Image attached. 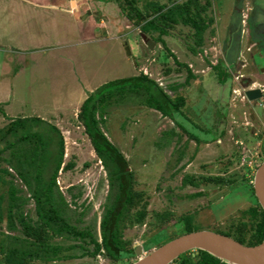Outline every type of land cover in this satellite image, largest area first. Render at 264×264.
I'll use <instances>...</instances> for the list:
<instances>
[{
  "label": "rangeland",
  "instance_id": "rangeland-1",
  "mask_svg": "<svg viewBox=\"0 0 264 264\" xmlns=\"http://www.w3.org/2000/svg\"><path fill=\"white\" fill-rule=\"evenodd\" d=\"M10 1L12 2V0H0V84L5 83L10 86L14 96L13 107L22 115H30L37 105L41 109L48 103L54 104L55 96H58L57 102H65L61 98L63 92H67L71 83L78 82L79 75L83 76L82 79L87 75L85 86H88V92H83L84 95L87 94L86 96L104 83L147 72L148 76L162 84L171 96L182 94L186 97L183 113L177 116L180 126L162 112L139 104L140 98L134 95L126 102L109 107V113L101 124L107 137L126 158L128 169L134 174L135 190L143 192L141 203L133 210L144 208L147 211L143 223L128 220L123 229V239L131 240L135 247H141L145 251L144 255L152 250L145 248L144 242L155 233L163 231L165 235L174 236L180 232L182 228L178 224V218L182 215L191 214L195 230H227L234 221L238 222L242 211L252 204V199L243 185L244 177L251 179L257 167L255 160L260 156L259 160L264 159V111L257 107L256 110L242 107V103L236 105L231 103L233 102L231 89L235 86L233 78L220 84L217 82L216 73L211 71L206 74L199 73L187 83L188 73L180 65L188 62L193 65L191 61L196 62L194 55L190 54L191 48L202 49L206 45L216 49V52L220 50L219 37L215 38L218 24L208 23L210 29L208 27L204 33L205 41L198 46L199 35L194 33V29L179 24L170 28V34L164 35L167 38L165 46L158 42L151 49L144 45L141 46L143 50H139L141 36L131 32L132 30L138 32L139 28L129 21L116 0H113L109 5L106 4V9L108 13L115 11V15H111L110 25L116 31L126 33L123 41L120 39L119 43L114 39H104L102 44H85L78 49L75 48L76 51L68 49L71 54L66 55V61L60 64L51 61V66L36 64L39 66L38 69H34L30 60L26 63L31 62L26 71L17 75L14 71L19 65L18 59L14 58V61H11L15 53L12 54L11 51L7 52L4 49L8 48V44L13 45V40L16 38V35H12L16 32V28L12 29L14 25L8 16L11 15L8 4ZM161 1L167 2V0ZM200 1L203 4L206 2V0ZM252 1L264 0H210V7L205 15L214 18V3L222 16L227 17L229 7L233 6L235 10L239 7L240 12H245L247 7L249 11ZM261 17L264 19V15ZM221 29L220 26L219 30ZM246 32L249 36L248 29ZM112 34L114 35V32ZM156 36L157 33H154V37ZM122 44L123 50H121ZM263 52L260 49H255L253 52L254 64L260 70L264 68ZM43 55L45 56L42 58L46 60L47 54ZM212 61L216 62V59L212 58ZM40 62L43 60L40 59ZM260 70L255 72L257 78L261 80L264 78V71ZM54 82L58 84V90L53 89ZM170 82L172 85L179 84V87L182 85L184 90L182 87V90L177 91L166 87ZM64 102L62 105H56L55 108L61 110L58 113L44 110L39 112L48 119L51 118L64 138V158L58 172L57 185L70 203L72 211L76 214L85 212L80 226L91 225L93 228L95 224L96 229L93 231L100 241L99 221L108 201L107 195L110 193L108 172L97 156L83 125L77 119L81 100L69 106ZM254 104L258 105L257 102ZM5 107L0 106V129L6 122L2 119ZM252 124L256 126L250 128ZM35 126L39 127V123L33 124V127ZM244 128L249 130L244 131ZM251 129L257 130V134L253 135ZM228 130L231 132L229 133ZM189 131L192 132L193 137L188 134ZM221 131L222 135L219 133ZM43 132L44 129H41V133ZM259 134L263 136V140L257 138ZM195 139L202 140L198 142ZM236 140H241L242 143ZM181 148H186L184 156H178V150ZM69 162H73L74 166L65 168L64 166ZM7 166L6 162L0 161L1 168ZM186 174L197 178L206 175L224 176L226 183L212 181L193 186L183 182ZM10 178L22 190L20 196L30 195L26 185L14 171ZM229 179H232L231 183L228 182ZM70 186L74 188V192H80V196L75 201L70 199L68 190ZM201 191H204V194L187 197ZM24 212L28 216L35 217V202L32 198L24 207ZM170 212L173 216L168 221L161 222L158 217H164V214ZM1 232L22 235L20 230L9 231L6 228V221L0 223ZM86 245L90 249L94 246L93 243ZM76 252L81 254V250ZM2 257L3 255L0 254V260ZM138 258L139 255H136L124 262L130 264ZM54 264L121 263H114L100 254L79 255L73 259L56 261Z\"/></svg>",
  "mask_w": 264,
  "mask_h": 264
},
{
  "label": "trees",
  "instance_id": "trees-1",
  "mask_svg": "<svg viewBox=\"0 0 264 264\" xmlns=\"http://www.w3.org/2000/svg\"><path fill=\"white\" fill-rule=\"evenodd\" d=\"M116 2L129 21L138 27L142 34L150 35L157 43L165 44L163 36L170 34V28L181 24L193 28L194 33L199 35L198 46L204 41V33L211 21V18L205 15L210 7V0H206L204 4L200 0H167V2L116 0ZM260 7L257 5L255 10L257 14L260 12L264 15V9ZM249 20L252 29L255 28L253 16H250ZM261 30L259 36L264 38V26ZM154 33H157L156 37ZM199 50L191 48L193 54H197ZM180 65L187 69V83L196 77L188 64L180 63ZM213 70L221 83L231 78L223 60H220ZM169 88L177 91L179 84H170ZM133 95L140 98L139 104L162 112L177 125H179L177 116L183 113L182 108L186 105L184 95L171 96L162 84L145 72L104 83L91 92L81 104L77 119L83 125L97 156L106 168L110 185L108 201L99 221L100 241L93 231L96 229L95 224L93 228L91 225L80 226L85 212L76 214L72 211L70 203L57 185L65 149L64 138L59 129L49 123L45 126L46 122L39 118H19L10 123L6 131L1 130L0 161L6 162L8 166L0 167V223L6 221V228L9 231L20 230L22 235L0 233V254L3 255L0 264H36V262L54 264L56 261L73 259L79 255L100 254L114 263L126 264L124 260L137 255L133 242L123 239V229L128 220L138 223H143L145 220L147 211L144 208L133 210L141 203L143 192L135 190L134 174L128 169L126 158L107 137L101 125L109 113V107L126 102ZM38 123L39 127H33V124ZM41 129H44L43 133ZM188 134L193 137L192 132L189 131ZM195 140L201 142L202 139ZM3 143L5 145L2 147ZM73 166L74 163L69 162L64 167ZM12 171L21 178L30 195H19L22 190L10 178ZM212 181L226 183L225 177L218 175L197 178L186 174L183 180L185 184L193 186ZM252 181L253 176L251 179L244 177V184L242 183L252 199V204L242 211L238 222L234 221L227 230L219 229L217 232L253 246L264 239V210L255 196ZM228 182L231 183L232 179ZM73 189L72 186L68 187L70 199L75 201L80 196V192H74ZM201 194H204V191L187 197ZM30 197L35 202V217L28 216L24 212ZM172 216L170 212L158 218L161 222H165ZM178 220L182 228L179 233L168 236L163 231L157 232L144 242V247L151 250L179 234L195 230L191 214L182 215ZM70 240L74 242H69ZM87 243H93V248H87ZM77 250H81V254H77ZM171 264L227 263L206 251L192 250L179 256Z\"/></svg>",
  "mask_w": 264,
  "mask_h": 264
},
{
  "label": "crops",
  "instance_id": "crops-1",
  "mask_svg": "<svg viewBox=\"0 0 264 264\" xmlns=\"http://www.w3.org/2000/svg\"><path fill=\"white\" fill-rule=\"evenodd\" d=\"M109 2L111 1L12 0V2H8L9 10L11 13V15L8 16L12 21V24L14 25L12 26V29L15 30L16 28V32H13L12 35H16V38H11V40L14 39L13 45L8 44V48L4 49L7 52L11 51L12 54L15 53V56L12 57L13 59L11 58V61H14V58L18 59L19 61V65L16 67V71H14V73L19 75L20 73L26 71V68L29 67V64H31V62H33L34 69H38L41 64L51 66V61L56 62L57 64L63 63L64 60L66 61L67 56L71 54L68 49L70 51L72 49L75 50V48L78 49V47L85 44H102L105 41L104 39H114L119 43L120 39H122L123 41L126 33H120L113 29V27H111L110 25V22L112 20L111 15H115V11L112 10L110 11L111 13H108L109 11H107L106 9V4L109 5ZM257 5L261 6L260 8L264 9V1H254L251 5V8H249V11H247L248 8L246 7L245 12H240L239 7H237L235 10V8L232 6L229 7V10L227 11V17H224L222 16L221 11L217 10V6L214 3V18H211L210 23L219 25L217 27L218 32H215V38L216 36H218L219 41L221 42L220 47L223 52V58H225L224 61L227 60L224 64L229 73H233L236 70V68L238 67L236 66L237 61L239 63L242 61L241 59L243 56V50H245L244 48L246 46V42L249 40L246 35L247 29L249 30V35L253 37V39L249 40L250 43L261 41V43L264 44V38L259 36L260 31H262L261 29L264 26V19L263 17H261L263 15L262 13L259 12V14H257L255 10V7ZM243 8L244 6L242 7V9ZM247 16H249V18L250 16H253L255 28L252 29L250 20H248L249 27L245 25L246 21L244 20L247 18ZM220 26L222 27L221 30H219ZM208 27L210 29V26ZM113 32L114 35L112 34ZM131 32L134 35H141L140 29L138 32H133V30ZM148 36L150 39H152L150 35H147V37ZM163 40L166 44L167 38L165 36H163ZM140 41L141 42L138 47L139 50H143V47L141 46L145 45L144 47H146V44L142 37H140ZM155 44L157 43L155 42ZM162 44L163 46H165L164 43ZM121 46V50H123L124 45L122 44ZM205 46L200 49L197 54L190 53L191 55H194V58H196V62L198 63L197 64L196 62L191 61L194 65V68L196 69L193 71L195 75L199 73L206 74L214 71L213 69L208 67L209 64H207L200 58V52L209 49V46ZM43 54H47L46 60L42 58V56H45ZM40 59L43 60V62H40ZM70 59L76 61L74 58ZM135 59L137 60V58ZM30 60L32 61L29 64H26ZM36 64L39 66H36ZM3 68H6V66H3ZM76 70L77 69H75V71ZM185 70L187 71L186 68ZM214 73L216 72L214 71ZM79 76L80 77L78 82L71 83L70 87L67 88V92H63V96H61V98L65 100V102L63 101L64 104H67L68 106L74 104V102L78 103L79 100H81L82 104L83 101L87 98V94H83V92H88V86H85V84L87 83L86 79H88L86 77L87 75H84L85 80L82 79V75ZM262 79L264 81V78ZM217 82L222 84L218 78ZM225 82L226 81H223V83ZM53 84V89L58 90V84L56 82H54ZM181 87L182 85L179 87V90H182V88L184 90V87ZM57 97L58 96H55L53 98L54 104L48 103L41 109L38 108L39 105H37L36 109L32 110L30 115H22V113L16 111L13 107L14 105L12 104V100L14 99V96L11 93L10 86L8 87V85H5V83H1L0 106H6L4 114L2 113L4 117L2 119L6 122H4V126L0 129V131H6L9 124L19 118H39L46 122L45 126L48 125L47 123L56 126V124L51 121V118L48 119V117H46L44 114H39V112H41V110H44L46 112L58 113L59 110H57L58 108L56 109L55 107L56 105H62L63 102H57ZM37 108L39 111H37ZM4 145L5 144L3 143L1 146L3 147Z\"/></svg>",
  "mask_w": 264,
  "mask_h": 264
},
{
  "label": "water",
  "instance_id": "water-1",
  "mask_svg": "<svg viewBox=\"0 0 264 264\" xmlns=\"http://www.w3.org/2000/svg\"><path fill=\"white\" fill-rule=\"evenodd\" d=\"M141 36L153 48L154 42L142 33ZM245 93L250 100H257L262 96L260 88L247 89ZM253 188L264 210V160L255 170ZM192 250L206 251L227 264H264V239L252 246L210 229L181 234L144 255L145 251L137 246L139 258L131 264H171L179 256Z\"/></svg>",
  "mask_w": 264,
  "mask_h": 264
},
{
  "label": "flooded vegetation",
  "instance_id": "flooded-vegetation-1",
  "mask_svg": "<svg viewBox=\"0 0 264 264\" xmlns=\"http://www.w3.org/2000/svg\"><path fill=\"white\" fill-rule=\"evenodd\" d=\"M249 16H247V18L244 20V21H246L245 22V25L247 26V27H249ZM248 32H249V30H248ZM247 35V34H246ZM247 37H249L248 39L250 40V39H253V37L252 36H247ZM152 40V39H151ZM249 40L246 42V46H245V50H243V56L245 57V59H244V57L242 56V61L239 63L238 61H237V65L236 66H238L237 68H236V70L233 72V73H230V77L231 78H233V76H234V74L236 73H238L239 71H246V72H248V70H249V74L250 73H252V76L251 77H249V78H244V79H242L241 80V83L243 84V85H245V84H247L249 81H254V80H260V78L258 79L257 78V76H256V72H255V70H260V68H257V66L254 64V61H253V52L255 51V49L257 50V49H260L262 52H263V49H264V46H262V43H261V41H257V42H252V43H250L249 42ZM153 41V40H152ZM154 42V45H153V47L155 46V41H153ZM157 43V42H156ZM146 44V43H145ZM158 44V43H157ZM156 44V45H157ZM146 46L147 47H149L147 44H146ZM255 46H257V47H255ZM150 48V47H149ZM212 48V47H211ZM210 48V52H211V54L210 55H207V58H204L203 56H201V57H203L204 58V61L207 63V64H209L208 65V67L209 68H211V69H213L214 68V66H216L219 62H220V60H223V62L225 63L227 60H225L224 61V59L225 58H223V52H222V49H221V47H220V50H218V52H216V49H211ZM213 48H214V46H213ZM203 51V50H202ZM204 52V51H203ZM203 52H200V53H203ZM263 54H264V52H263ZM212 58H215L216 59V62H213L212 61ZM192 71H194L192 68H190ZM233 71V70H232ZM260 71H264V68L262 69V70H260ZM193 74H194V72H193ZM195 75V74H194ZM197 75V74H196ZM261 81H263V79L261 78ZM235 82V81H234ZM172 82H170V83H168V85L166 86V87H169V85L171 84ZM172 85V84H171ZM235 86H236V82H235ZM235 86L234 87H232V89H231V92H232V98H233V96H234V93H233V89L235 88ZM230 101H231V98H230ZM257 102V100H250L249 98H248V100H246V101H242V100H240V101H238L236 104H238V103H242V107H250V108H252L253 110H256V107L258 108V109H260V110H262L261 108H259L258 106H257V104L255 105L254 103H256ZM232 104H233V102H231ZM245 109V108H244ZM245 111V110H244ZM243 111V112H244ZM166 116V115H165ZM168 117V116H167ZM245 125V124H244ZM253 125V126H252ZM252 125H250L249 127L250 128H252V127H255L256 125H254V124H252ZM249 129H247V128H244V131H248ZM253 132H252V131ZM250 130V132L254 135L255 133H256V131H254L253 129H251ZM228 132L230 133L231 132V130H228ZM221 135H222V131L221 132H219ZM215 134H217V133H215ZM232 134V133H231ZM251 134V135H252ZM257 134V133H256ZM188 135V134H187ZM189 136V135H188ZM217 136H219V134H217ZM257 138L258 139H261V140H263V136L261 135V134H259L258 136H257ZM191 139H193V138H191ZM215 140H217V138L215 137ZM240 141V143H242V141L241 140H236V142H239ZM262 145V144H261ZM185 147V146H184ZM187 147V146H186ZM184 149H186V148H184ZM183 148H181V149H179L178 150V156L179 155H183L184 156V152H185V150H184ZM182 157V156H181ZM261 157V156H260ZM260 157H259V159H260ZM180 158V157H179ZM259 159H256L255 160V163H257V167L261 164V162L264 160H259ZM256 167V168H257ZM256 170V169H255ZM254 173H255V171H254ZM253 177H254V175H253ZM184 179V178H183ZM253 182V181H252Z\"/></svg>",
  "mask_w": 264,
  "mask_h": 264
},
{
  "label": "built area",
  "instance_id": "built-area-1",
  "mask_svg": "<svg viewBox=\"0 0 264 264\" xmlns=\"http://www.w3.org/2000/svg\"><path fill=\"white\" fill-rule=\"evenodd\" d=\"M210 54L211 52L209 48L208 50H204L203 53H200V58L204 61V58H207V55H210ZM201 56H203L204 58ZM189 67L192 68L193 70H196L194 69V65H192L191 63H189ZM251 76H252V73L249 74V72H246V71H239L237 74L236 73L234 74L233 79L236 82V86L233 89L234 96L232 98V101L234 105H236V103L240 100L246 101L248 100V97L245 93L247 89L260 88L262 96L259 99H257V103H258L257 106L264 111V81L263 82L261 80L249 81L245 85L241 83L242 79L249 78Z\"/></svg>",
  "mask_w": 264,
  "mask_h": 264
},
{
  "label": "clouds",
  "instance_id": "clouds-1",
  "mask_svg": "<svg viewBox=\"0 0 264 264\" xmlns=\"http://www.w3.org/2000/svg\"><path fill=\"white\" fill-rule=\"evenodd\" d=\"M188 65H189V63H188ZM190 68V67H189ZM148 74V73H147Z\"/></svg>",
  "mask_w": 264,
  "mask_h": 264
}]
</instances>
